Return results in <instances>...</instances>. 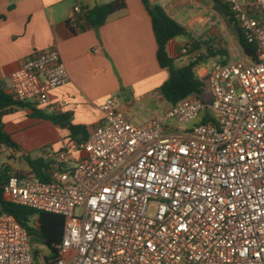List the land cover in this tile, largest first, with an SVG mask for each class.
I'll return each instance as SVG.
<instances>
[{"label":"built area","instance_id":"1","mask_svg":"<svg viewBox=\"0 0 264 264\" xmlns=\"http://www.w3.org/2000/svg\"><path fill=\"white\" fill-rule=\"evenodd\" d=\"M224 2L259 62L213 64L207 101L190 95L145 124L109 98L84 142L45 149L48 181L7 178L11 202L64 216L52 264H264V0ZM69 81L52 46L11 74V94L47 108ZM0 264H39L28 229L1 208Z\"/></svg>","mask_w":264,"mask_h":264},{"label":"crops","instance_id":"2","mask_svg":"<svg viewBox=\"0 0 264 264\" xmlns=\"http://www.w3.org/2000/svg\"><path fill=\"white\" fill-rule=\"evenodd\" d=\"M112 1L0 0V16H4L0 18V87L11 94V74L34 51L56 46L66 63L70 81L52 92L49 107L39 109L48 113H71L73 123L86 126L89 132L103 121L102 105L112 97L118 99L120 109L137 124L162 116L170 103L160 94L159 88L169 73L159 64L152 19L142 0H125L127 7L111 15L100 27L73 32L68 24L75 16L76 5L92 9ZM150 2L161 5L197 39L207 35L218 37L217 30L221 31L223 25L228 28L212 0ZM190 42L183 36L169 43L168 52L175 58L177 67L187 64L194 56L195 53L188 52L190 47L186 49ZM243 55L242 49L237 54L230 52V60ZM215 63L206 61L202 73L197 69L199 76L208 78L209 67ZM24 110V114L16 112L3 118L5 129L11 135L17 132L13 126L16 121L31 116L30 109ZM35 122L42 131L56 132L59 149L75 144L69 130L47 120L36 118ZM1 151H8V147H2ZM9 151L15 156V148L10 147ZM9 167L13 173L24 174ZM31 176L32 173L28 177ZM33 246L37 248L36 242ZM47 253L40 251L39 264L47 263Z\"/></svg>","mask_w":264,"mask_h":264},{"label":"trees","instance_id":"3","mask_svg":"<svg viewBox=\"0 0 264 264\" xmlns=\"http://www.w3.org/2000/svg\"><path fill=\"white\" fill-rule=\"evenodd\" d=\"M142 2L152 19V26L158 44L157 58L159 64L169 73L168 79L159 88L160 94L172 105L190 95H196L207 101L209 98L208 84L199 76L197 69L209 60H214L215 64L227 63L231 58L229 48L223 42L218 41L220 40L219 37L207 35V41H204L203 37L197 39L190 29L170 17L161 5L152 4L150 0H142ZM212 2L216 10L222 15L242 51L252 61L259 62L255 45L249 43L244 37L229 5L224 0H212ZM126 7L125 0H114L92 9H87L84 16H75L68 21V24L73 32L82 31L88 27H100L106 23L111 15L124 10ZM0 18H4V16H0ZM183 36H187L191 40L186 49L190 47L188 52L195 53L193 56L195 59L191 58L187 64L177 67L175 58L170 56L168 52V45L174 39ZM18 109H30L32 117L51 121L55 125L69 130L72 141L82 143L88 138V128L84 125L73 123V115L71 113H48L31 103L15 100L12 94L5 92L0 87V148L2 146L17 148L12 135L5 129L3 117L15 113ZM23 156L31 169L32 176L30 178L42 181L50 179L48 172L49 163L42 156L33 158L28 153H24ZM12 173L13 171L9 166L0 164L1 211L14 216L18 222L28 229L31 238L35 235L39 237L48 250L45 261L48 264H52L61 255L65 218L53 212L37 211L33 208L17 205L7 199L3 186ZM18 176L21 178L28 177L24 174H18ZM33 247L37 258L40 251L35 246Z\"/></svg>","mask_w":264,"mask_h":264},{"label":"rangeland","instance_id":"4","mask_svg":"<svg viewBox=\"0 0 264 264\" xmlns=\"http://www.w3.org/2000/svg\"><path fill=\"white\" fill-rule=\"evenodd\" d=\"M217 32L218 33L216 36H218L220 39L218 41L223 42L229 48V51L231 53L237 54L238 51H241L240 45L234 38L229 28L223 25L222 30H217ZM203 40L207 41L208 37L205 36ZM212 62L215 63L214 60H212ZM198 70L200 73H202V66H200ZM203 79L208 84V78ZM23 111L25 110L18 109V111L16 112L19 113L18 115H20L24 114ZM10 115H14V113ZM35 120V117L27 116V118L18 120L13 124L17 131L16 134L12 135L13 140L17 144V148H15V156L11 155V152L9 151L10 147H8V151H1L0 153V164L8 166L10 165L13 169L17 170L20 173H24L26 176H30L31 172L27 160L23 156L24 153H28L29 155H31V157L37 158L43 156L44 151L47 148L59 149L58 147H60V140L57 137L56 132L50 130L42 131L41 127L39 125H36L37 123L35 122ZM5 147L7 148V146ZM35 242L37 249L46 254L48 250L46 246L43 245L39 237H37V235H35L32 240L33 244H35Z\"/></svg>","mask_w":264,"mask_h":264}]
</instances>
